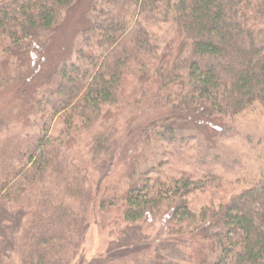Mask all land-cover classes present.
Instances as JSON below:
<instances>
[{
    "label": "trees",
    "instance_id": "1",
    "mask_svg": "<svg viewBox=\"0 0 264 264\" xmlns=\"http://www.w3.org/2000/svg\"><path fill=\"white\" fill-rule=\"evenodd\" d=\"M82 2L0 0V57L14 63L48 48L66 13ZM91 4L92 22L75 51L88 64L61 62L38 86L26 121L0 123V264H74L98 212L113 206L120 211L109 233L127 248L111 264H264L262 178L227 192L216 171L163 176L156 167L155 178L147 168L127 188L100 195L134 115L135 91L138 102L169 111L136 131L135 151L142 146L155 157L165 149L153 142L173 143L188 116L227 121L255 103L264 110V0ZM132 9L170 12L178 50L158 54L140 19L128 25ZM151 56L155 62L144 68ZM76 139L83 154L70 145ZM160 220L164 233L134 239H143L142 225ZM189 235L202 238L203 256L187 246Z\"/></svg>",
    "mask_w": 264,
    "mask_h": 264
},
{
    "label": "rangeland",
    "instance_id": "2",
    "mask_svg": "<svg viewBox=\"0 0 264 264\" xmlns=\"http://www.w3.org/2000/svg\"><path fill=\"white\" fill-rule=\"evenodd\" d=\"M91 5V0H83L80 5L68 11L48 48L36 47L28 54H21L14 63L0 57V123L26 121L38 86L49 79L53 69L61 62H78L75 51L82 42V30L92 22L87 15ZM137 15L134 9L127 14L128 25L140 19L159 45L158 54L168 46H177L178 41L174 40L176 27L170 12L150 11ZM91 47L95 48L94 45ZM174 50L176 52L178 46ZM155 59L156 56L147 57L144 68H149ZM79 62L82 69L88 64L87 61ZM138 70L139 68L137 72ZM143 79L140 82L146 86L151 85L149 78ZM154 88H157L156 83ZM132 96L135 99L134 115L123 126L121 148L112 162L110 173L101 182V196H105L114 185L122 189L132 185L147 168L151 170V177L155 178L156 167L163 176L182 171L201 176L205 171H216L224 187L228 188L227 192L232 190L230 186L240 189L255 179H264V110L258 103L227 121L202 115L188 116L179 124L173 143L159 146V143L153 142L155 148L165 149L164 154L159 153L155 157L154 154L149 155L142 146L135 151L134 148L138 145L136 131L152 120L166 118L168 108L154 107L150 99L138 102L137 91ZM81 141L76 139L70 143L78 154L84 153ZM204 199L210 200V197ZM119 211V207L113 206L106 212H98L87 230L74 264H111L125 256L127 243H119L109 233V221L117 218ZM142 226L140 234L143 239L138 240L139 234L134 238L139 242L153 241L156 234L164 233L163 220L149 228L147 224ZM186 238L187 246L191 244L190 248L197 256H203L205 244L202 238L199 235H189ZM14 259L17 264L16 258Z\"/></svg>",
    "mask_w": 264,
    "mask_h": 264
}]
</instances>
